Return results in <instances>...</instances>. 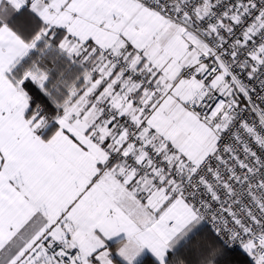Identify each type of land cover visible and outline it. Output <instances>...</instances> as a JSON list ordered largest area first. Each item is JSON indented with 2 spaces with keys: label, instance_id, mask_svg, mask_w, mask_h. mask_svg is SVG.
<instances>
[{
  "label": "snow or ice",
  "instance_id": "6c2138e0",
  "mask_svg": "<svg viewBox=\"0 0 264 264\" xmlns=\"http://www.w3.org/2000/svg\"><path fill=\"white\" fill-rule=\"evenodd\" d=\"M0 264H264V0H0Z\"/></svg>",
  "mask_w": 264,
  "mask_h": 264
}]
</instances>
